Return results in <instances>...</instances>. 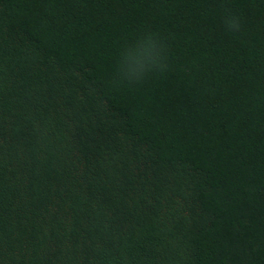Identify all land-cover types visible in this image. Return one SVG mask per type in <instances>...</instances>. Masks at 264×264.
<instances>
[{
  "label": "trees",
  "instance_id": "1",
  "mask_svg": "<svg viewBox=\"0 0 264 264\" xmlns=\"http://www.w3.org/2000/svg\"><path fill=\"white\" fill-rule=\"evenodd\" d=\"M0 264H264V0H0Z\"/></svg>",
  "mask_w": 264,
  "mask_h": 264
},
{
  "label": "clouds",
  "instance_id": "2",
  "mask_svg": "<svg viewBox=\"0 0 264 264\" xmlns=\"http://www.w3.org/2000/svg\"><path fill=\"white\" fill-rule=\"evenodd\" d=\"M226 30L237 33L241 23L237 16L228 12L224 19ZM169 69L168 37L158 32L141 30L123 42L117 50L111 86H135L156 74H164Z\"/></svg>",
  "mask_w": 264,
  "mask_h": 264
}]
</instances>
